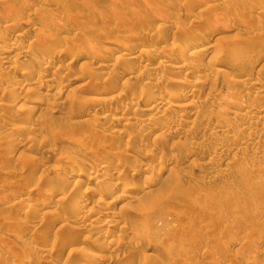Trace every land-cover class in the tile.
<instances>
[{
	"label": "rangeland",
	"instance_id": "1",
	"mask_svg": "<svg viewBox=\"0 0 264 264\" xmlns=\"http://www.w3.org/2000/svg\"><path fill=\"white\" fill-rule=\"evenodd\" d=\"M206 7L208 9H205ZM35 11L39 12L40 16L36 15ZM197 14L201 19L196 17ZM37 16L40 21L42 19L43 24ZM2 19L5 22L8 20L6 26ZM50 19H54V25L48 28L46 25L51 24ZM0 21L5 27L11 22V26L16 25V29L11 27L13 31L11 28L9 31V28L6 29L0 22V29L5 30L0 34L2 38L6 35L4 39H0V50H5L3 46L9 42H14V46L18 48L3 55L0 53V264H264V115L261 116L264 111L260 110H264V98L261 97L263 101L260 102L259 97L264 86V0H0ZM160 24H163L161 28L158 27ZM39 28H42L41 31ZM200 33H203V38ZM37 34H40V37ZM30 37L39 38L42 44L47 42L45 47L36 42L40 44L37 49H45L44 52L36 49L35 42V48H32ZM45 37L49 41L45 40ZM190 37L203 39L201 44L206 43L204 47H209L207 54L196 60L199 65L195 62L193 66L189 65L186 71H179L172 63V67L153 72L152 68L156 66L154 64L162 54L172 53L175 61L186 62L189 52L198 51L200 46L182 54L173 49L177 41L188 45L186 39ZM124 40L133 47L129 54L122 53L118 48L123 45ZM166 45H171L172 52ZM28 46L31 48L29 52ZM239 46H242V49ZM35 49L41 51L42 56H46H43L44 58L54 54L52 56L58 55V61L63 62H58L54 68L43 69L44 80L49 78V72L55 73V76H52L55 81L50 82V90L38 86L29 93L25 89L30 86L27 82L29 78L23 75L22 77L19 73L30 66L43 67L40 60L42 56L38 55ZM111 49H118L119 52H107ZM21 52L22 55L17 54ZM216 54L222 55L221 57L226 55L232 60L240 58L245 63L241 61L240 64L236 63V66L228 62L229 58L224 59L225 61L218 65L221 70L219 72L222 73L217 72L218 75L221 74L217 77L213 75L216 74L213 73L215 70L212 69V72V67H209L211 55ZM94 57H105L109 59V64L98 65L101 63ZM116 58L119 59L118 63ZM145 61L147 65H144ZM255 74L260 80H257L260 86L258 82V86L254 85L252 79ZM132 75H136L134 79L130 78ZM114 76L117 78L115 77L112 85L109 79ZM122 78L125 79L124 83L130 81L131 84L123 85ZM245 78L248 79L247 83ZM187 82L191 86L187 84L186 88V85V96L176 99L180 105L185 104V109L166 110L167 107L162 105L157 113L158 117H151V122L147 124L143 121L147 118V101L150 106L156 95V98L160 97L168 90L179 88L182 83ZM170 85L176 87L171 88ZM110 88L114 91H110ZM105 92H113L112 98L106 97L108 93ZM52 94L58 97L53 95V99ZM12 95H18V98H12ZM233 96L241 98L239 101L243 100V97L250 98L254 106L247 98L240 101V105L237 104L240 108L236 104L237 108L235 105L230 106L228 100L234 99ZM223 98L227 99L226 102ZM137 99L141 100L139 110L135 106ZM37 101L40 105L36 112H24L27 105H34ZM142 106L143 108H140ZM248 106L254 109L251 113ZM131 107L137 110L136 113ZM104 109L107 112L106 117L109 118H105V122L100 118L105 116L101 114ZM18 116L24 119L21 120ZM28 126H36L37 131H27L25 127ZM117 129L118 135L112 133L115 130L117 132ZM140 133L145 135L141 140H135V135ZM46 138H50L54 144ZM159 145L161 149L157 148ZM243 146L250 148L245 147V150ZM197 152L202 154V159L197 157L199 153L195 155ZM140 153L147 155L139 157ZM104 162H110V165L118 167L117 169L124 168L120 169L123 172L121 176L108 175L107 179L99 177L98 180L97 177L93 180L91 173L87 172L85 174L88 175L82 174L76 180L79 185L76 183L74 186L71 178L75 170L79 167L87 168L90 163L99 170V166ZM206 162L208 164H205ZM157 166H162L166 172H162L161 176L156 174ZM61 174L64 180L60 179ZM151 179L155 182L158 179L159 184ZM95 182L115 185V189L122 186L124 192L134 195L132 200L121 197L115 202H106L108 207H116L115 216L118 223H113L108 228V235L105 233L107 238L104 237L100 244L102 246L91 240V237L104 235L103 220L97 219L94 212L108 207H105V203L99 205L94 202L98 195L89 200V204L79 212L80 214L72 207L69 210L72 199L78 198L81 193H88L90 187L97 186ZM149 183L155 192L150 197L143 198L144 190L138 192L136 188L140 187L141 190L142 186L147 187ZM131 186L136 188L131 189ZM112 195L115 197V191ZM48 196L53 198H49L52 201L48 200ZM61 197L64 200H59ZM57 202H61L59 209L56 208ZM86 208L88 212L85 211ZM84 216V228L79 226L82 232L71 239L69 237L67 242L71 241L67 245H58V239H61L63 234L69 235L64 233L68 225H72L73 221L74 225H79V218ZM122 224L133 228L127 233L120 229ZM134 228L141 229L133 231ZM132 232H136L134 235L137 239H133ZM137 234L141 241L149 243L147 245L150 251H141L139 246L136 247L138 244L135 241L139 240ZM105 240L108 242L105 243ZM81 248L86 251L80 252Z\"/></svg>",
	"mask_w": 264,
	"mask_h": 264
},
{
	"label": "bare ground",
	"instance_id": "2",
	"mask_svg": "<svg viewBox=\"0 0 264 264\" xmlns=\"http://www.w3.org/2000/svg\"><path fill=\"white\" fill-rule=\"evenodd\" d=\"M222 1V0H221ZM227 1V0H226ZM242 7V6H241ZM205 9H208V7H206ZM201 11H202V9H200ZM203 10H204V8H203ZM36 11H38V10H36ZM36 11H35V13H36ZM34 13V12H33ZM35 13H34V15H35ZM39 13V12H38ZM38 13H36V15H39L40 16V14H38ZM204 13H205V11H204ZM200 14V13H199ZM258 14H259V12H258ZM32 15V14H31ZM33 15V16H34ZM178 15V14H177ZM198 15V14H197ZM202 16H203V14H201ZM241 16V15H240ZM32 17V16H31ZM36 17V16H35ZM38 17V16H37ZM195 17V16H194ZM193 17V18H194ZM196 17H199V15L198 16H196ZM204 17V16H203ZM39 18V17H38ZM177 18V17H176ZM239 18V17H238ZM35 19H37V18H35ZM199 19H201L200 17H199ZM204 19H206V18H204ZM215 19V17L213 18V20ZM3 20V19H2ZM52 20V21H51ZM173 20V19H172ZM192 20H194V19H192ZM196 20V19H195ZM213 20H211L212 22H213ZM4 21V20H3ZM29 21H31V20H29ZM39 21H40V18H39ZM41 21H42V19H41ZM40 21V23L41 24H43V22H41ZM45 21V20H44ZM50 21H51V24H47L46 25V27H51L52 26V24L54 25V23H52L53 21H54V19H50ZM56 21H58L57 20V18H56ZM55 21V23H56V25H57V22ZM175 21V20H174ZM198 21V20H197ZM200 21V20H199ZM210 21V22H211ZM1 22V21H0ZM8 22V20H6V22L4 21L3 23L5 24V26H6V23ZM46 22V21H45ZM48 22V21H47ZM46 22V23H47ZM59 22V21H58ZM182 22V21H181ZM192 22H194V21H192ZM196 22V21H195ZM14 23V22H13ZM50 23V22H49ZM185 23V22H184ZM183 23V24H184ZM200 23H202V22H200ZM204 23V22H203ZM202 23V24H203ZM216 23V22H215ZM1 24H2V22H1ZM1 24H0V26H1ZM9 24V23H8ZM7 24V25H8ZM10 24H12V22L10 23ZM9 24V25H10ZM40 24V26H42ZM172 24V23H171ZM175 24V23H174ZM181 24V23H180ZM186 24V23H185ZM190 24V23H189ZM195 23H193V25H194ZM207 24V23H206ZM3 25V24H2ZM8 25V27H5L4 25V27L6 28V29H8L9 28V31H11L12 30V28L11 27H13V28H15V26L16 25H14V26H9ZM24 25H27V24H24ZM45 25V24H44ZM43 25V26H44ZM176 25V24H175ZM193 25H191V27L193 26ZM160 26H163V24L161 25H158V27L159 28H161ZM164 26H166L165 24H164ZM183 25H181V27H182ZM189 26V25H188ZM187 26V27H188ZM197 26V25H196ZM202 26V25H201ZM45 27V28H46ZM169 27V26H168ZM180 27V26H179ZM10 28H11V30H10ZM47 28V29H48ZM198 28V27H197ZM205 28V27H204ZM4 29V28H3ZM16 29V28H15ZM40 29V31H41V29L42 28H39ZM183 29H186V28H183ZM43 30H44V28H43ZM192 30V29H191ZM196 30V29H195ZM5 31V30H4ZM4 31H2V29H0V32H1V34H3L2 32H4ZM13 31V30H12ZM15 31V30H14ZM36 31V30H35ZM47 31V30H46ZM45 31V32H46ZM49 31H50V29H49ZM204 31V30H203ZM7 32H8V30H7ZM183 32V31H182ZM214 32V31H213ZM27 33V32H26ZM40 33V32H39ZM43 33V32H42ZM46 33H48V31L46 32ZM52 33V32H51ZM187 33V32H186ZM1 34H0V39L2 38V36H1ZM5 34H6V32H5ZM4 34V35H5ZM44 34V33H43ZM199 34V33H198ZM201 34V33H200ZM206 34V33H205ZM38 35V34H37ZM40 35V34H39ZM38 35V36H39ZM48 35V34H47ZM46 35V36H47ZM131 35V34H130ZM185 35V34H184ZM203 35V33L201 34V36ZM252 35V34H251ZM251 35H248V36H251ZM128 36V35H127ZM140 36V35H139ZM192 36V35H191ZM208 36V35H207ZM4 37H6V35L4 36ZM4 37L2 38V39H4ZM40 37V36H39ZM43 37V36H42ZM133 37V36H132ZM140 37H142V36H140ZM182 37V36H181ZM204 36H202V38H203ZM252 37V36H251ZM31 39V45H33V43L35 42H37V43H39L40 41H39V38H37V37H30ZM143 38V37H142ZM250 38V37H249ZM248 38V39H249ZM127 39V38H126ZM185 39V38H184ZM45 40H48V39H46V37H45ZM44 40V41H45ZM142 40V39H141ZM186 40H188V42H187V44L188 45H186L185 43H179L178 41H177V44L175 45V47L173 46V49H175L176 50V53H184V52H186V51H188V50H190V49H192L193 48V50H194V47H196L197 49L199 48L198 46H200V49L198 50V51H191V52H189L188 53V55H189V57H188V59L187 58H185V60H186V62H178L177 60V62L174 60V58H172L173 56H172V53H170V54H166V55H161V56H159V57H161V58H157V63H155L154 64V68H152L153 69V72L154 73H156V72H159V70H161V69H164V68H167V67H169V66H171L172 67V63H174L173 65H175V68L176 69H178L179 71L181 70V71H186L188 68H189V65H192L193 63H195L196 62V64L197 65H199V63H197V61L196 60H199V59H201V58H203V56H205L206 54H207V52L209 51L208 50V48L209 47H207V48H205L206 46H205V44H201L202 43V40H201V38H192V37H190L189 39H186ZM185 40V41H186ZM207 40V39H206ZM3 41V40H2ZM42 42H43V40H41ZM49 41V40H48ZM121 41V40H120ZM174 41V40H173ZM201 41V42H200ZM64 42V41H63ZM73 41L71 40L70 41V43H72ZM18 43V42H17ZM36 43V44H37ZM41 43V42H40ZM47 43V42H46ZM45 42H43V46L42 47H45V45L44 44H46ZM69 43V44H70ZM124 43H126L125 42V40H124ZM123 43V45H119L118 46V48H120V50H121V52L122 53H125V54H129V50H131V47L132 46H130L129 44H124ZM3 44H5V42L3 43ZM50 44V43H49ZM173 43H171V45H172ZM208 44V43H207ZM16 45V44H15ZM38 45L40 46V44H37V46H36V49H37V47H38ZM65 45V44H64ZM112 45H113V43H112ZM115 45V44H114ZM118 45V44H117ZM170 45V46H171ZM29 46H30V44H29ZM29 46L27 47L28 49V52H29V50L31 49H29ZM34 46V47H33ZM32 46V48L34 49L35 48V45H33ZM167 47H168V45H166ZM170 46L168 47V48H170ZM205 46V47H204ZM2 47V46H1ZM4 48H5V50L3 51L2 49L0 50V51H2V52H0L1 53V55H3V54H5V53H8L7 51H10V50H13V51H15L16 49H18V48H16L17 46H14V42L13 43H10L9 42V44L8 45H4L3 46ZM41 47V48H42ZM76 47V46H75ZM162 47V46H161ZM242 46H239V48H241ZM133 48V47H132ZM163 48V47H162ZM165 48V47H164ZM34 50L35 52L37 51V50H41V49H37V50ZM167 49V48H166ZM165 49V50H166ZM171 49L172 48H170L169 50L171 51ZM242 49V48H241ZM241 49H239L240 51H241ZM45 50V49H44ZM44 50H41V51H43L44 52ZM70 50V49H69ZM133 50H135V49H133ZM168 50V51H169ZM41 51H37L36 53L38 54V55H41L42 56V52ZM111 51H113V52H115V51H118L119 52V50L118 49H111V50H108L107 52H111ZM169 51V52H170ZM25 52H27V51H25ZM27 52V53H28ZM41 52V53H40ZM120 52V53H121ZM172 52V51H171ZM27 53L26 54H24V57H25V55H27ZM32 53V52H31ZM121 53V54H122ZM131 53V52H130ZM17 54H19V55H22V52L21 53H17ZM35 54V53H34ZM109 54V53H108ZM121 54H120V56H121ZM125 54H123V55H125ZM136 54V53H135ZM139 54V53H138ZM220 54V53H219ZM219 54H216V55H218V56H216V55H211V57H210V59H209V67L211 66L212 68H211V71L213 72L214 70V72L213 73H215L216 72V74H213V75H217V77L218 76H220V75H218L217 74V72L218 73H222V72H219V71H221V70H219V68H218V65L222 62H224L225 60L224 59H228L229 58V61L228 62H232V64L234 63L235 65H236V63L237 64H240V62L241 61H243V60H241L240 58H236V59H234V60H232V58L230 59V57H226V55H225V57L223 58V57H221V56H219ZM16 55V54H15ZM36 55V54H35ZM52 55H54V54H52ZM52 55H50V57L48 56L47 58H44L43 56H45V55H43L42 56V58L40 59L41 60V64L43 65V67H41V68H37L38 66H36V68H33V66H30V67H27V70H22L21 71V73H19V74H21L20 76H25L26 78L28 77L29 78V80L27 81L28 82V84L30 85V86H27L25 89L27 90V92H29V91H32V90H35L34 88L35 87H38V86H43L45 89H47V90H50L51 88V84L52 83H50V82H52V80L53 81H55V79H53V77L52 76H55L54 74V71H52V72H49L50 74L48 75L49 76V78L47 79V80H44L45 79V77H44V79L42 78V75H43V69L44 68H46L47 69V67L48 68H54V67H56L57 66V63L60 61L59 60V58H58V55H55L56 57H54V56H52ZM111 55H114V53H111ZM30 56V55H29ZM117 56H119V55H117ZM120 56L118 57L119 59H120ZM138 56V55H137ZM137 56H136V58H137ZM187 56V55H186ZM227 56H229V55H227ZM234 56H236V55H234ZM242 56V55H241ZM18 57V56H17ZM23 57V56H22ZM28 57V56H27ZM32 57V56H31ZM36 57H38V56H36ZM46 57V56H45ZM96 57V56H95ZM94 57V59L96 60L97 58V61L98 62H100L101 64H98V65H102V63H104V65L107 63V61L109 60H107L105 57H97V58H95ZM114 57V56H113ZM122 57V56H121ZM126 57V56H125ZM127 57H129V56H127ZM131 57H133V55H131ZM139 57V56H138ZM152 57V56H151ZM243 57V56H242ZM241 57V58H242ZM2 58H4V56L2 57ZM6 58V57H5ZM16 58V57H15ZM34 58H35V56H34ZM118 58H116V60L118 59ZM140 58V57H139ZM150 58V57H149ZM154 58V57H153ZM31 59V58H30ZM33 59V58H32ZM37 59V58H36ZM119 59L116 61L117 63L119 62ZM123 59H124V56H123ZM132 60H135L134 58H131ZM142 59V58H141ZM140 59V60H141ZM151 60H152V58H150ZM149 59V60H150ZM223 59V61H221ZM243 59V58H242ZM13 60H14V58H13ZM59 60V61H58ZM121 61H122V59H120ZM128 60V59H127ZM140 60H137V61H139V62H142V61H140ZM143 60V59H142ZM183 60H184V58H183ZM231 60V61H230ZM244 60H246V59H244ZM18 61V60H17ZM125 61V60H124ZM129 61V60H128ZM136 61V60H135ZM147 61V60H146ZM146 61H145V63H144V65H147V63H146ZM175 61V62H174ZM181 61V60H180ZM10 62V61H9ZM61 62H63V61H61ZM61 62H59V63H61ZM129 62H131V60L129 61ZM139 62H136V63H139ZM202 62V61H201ZM244 62V61H243ZM7 63H8V61H7ZM113 63V62H112ZM111 63V64H112ZM128 63V62H127ZM151 63V62H150ZM208 63V62H207ZM245 63V62H244ZM243 63V64H244ZM6 64V63H5ZM10 64V63H9ZM40 64V65H41ZM107 64H109V63H107ZM202 64V63H201ZM229 64V63H228ZM246 64H248V63H246ZM11 65V64H10ZM14 65V64H13ZM61 65H63V63L61 64ZM121 65V64H120ZM128 65V64H127ZM127 65H125V66H127ZM204 65V64H203ZM227 65V64H226ZM0 66H2V65H0ZM29 66V65H28ZM66 66V65H65ZM150 66V65H149ZM152 66V65H151ZM193 66V65H192ZM195 66V65H194ZM231 66V65H230ZM237 66V65H236ZM236 66H235V68H236ZM101 67V66H100ZM142 67V66H141ZM199 67V66H198ZM197 67V68H198ZM208 67V68H209ZM247 67V66H246ZM249 67V66H248ZM63 69H64V67H62ZM113 68V67H112ZM121 68V67H120ZM146 68L147 69H149V67H147L146 66ZM192 68V67H191ZM231 68V67H230ZM14 69V68H13ZM58 69V68H57ZM93 69V68H92ZM115 69V68H114ZM142 69V68H141ZM147 69H144L143 68V70H147ZM207 69V68H206ZM210 69V68H209ZM212 69H214V70H212ZM246 69H248V68H246ZM245 69V70H246ZM252 69V68H251ZM169 70V69H168ZM178 70H176V71H178ZM56 71V70H55ZM86 71V70H85ZM149 71H151V69L149 70ZM166 71V70H165ZM210 71V70H209ZM210 71V72H211ZM244 71V70H243ZM87 72V71H86ZM93 72V71H92ZM91 72V73H92ZM120 72V71H119ZM146 73L148 72V70L147 71H145ZM229 72V71H228ZM240 72H242V71H240ZM247 72V71H246ZM118 73V72H117ZM173 73V72H172ZM209 73V72H208ZM239 73V72H238ZM243 73V72H242ZM257 74H258V72H256ZM86 74V73H85ZM123 74H124V72H123ZM132 74V73H131ZM134 74V73H133ZM141 74V73H140ZM151 74V73H150ZM160 74V73H159ZM188 74V73H187ZM194 74V73H193ZM197 74V73H196ZM207 74V73H206ZM205 74V75H206ZM8 75V74H7ZM61 75V74H60ZM89 75V74H88ZM114 75V74H113ZM118 75V74H117ZM116 75V76H117ZM122 75V74H121ZM145 75V74H144ZM170 75H172V74H170ZM240 75H242V74H240ZM253 75V74H252ZM251 75V76H252ZM22 76V77H23ZM90 76V75H89ZM116 76H114L113 78H110L109 79V82L113 85V80H115V77ZM136 76V75H135ZM134 76V77H135ZM141 76V75H140ZM139 76V77H140ZM146 76V75H145ZM150 76V75H149ZM210 76V75H209ZM225 75H222V77H224ZM8 77V76H7ZM24 77V78H25ZM47 77V76H46ZM105 77V76H104ZM112 77V76H111ZM127 77V76H126ZM134 77H133V75L130 77L131 79H134ZM147 77V76H146ZM195 77V76H194ZM200 77V76H199ZM203 77V76H202ZM229 77H231V76H229ZM9 78V77H8ZM55 78V77H54ZM92 78V77H91ZM117 78V77H116ZM152 77H150L149 79H151ZM193 78V77H192ZM221 78V77H220ZM248 78V77H247ZM90 79V78H89ZM119 79V78H118ZM117 79V80H118ZM123 79V78H122ZM129 79V78H128ZM127 78H126V80H128ZM137 79V78H136ZM153 79H155V78H153ZM172 79V78H171ZM216 79V78H215ZM246 79V78H245ZM244 79V80H245ZM98 80V79H97ZM103 80V79H102ZM116 80V81H117ZM124 81H123V85L125 84V85H127V84H129L130 83V81L128 82L127 81V84L126 83H124L125 82V79H123ZM152 80V79H151ZM217 80V79H216ZM247 80L248 79H246L245 81H246V83H247ZM252 80H254L253 82H254V85H257L258 86V83H259V86H260V82H258V81H260L259 80V78L257 79V77H256V74H255V77H254V79H252ZM251 80V81H252ZM258 80V81H257ZM5 81V80H4ZM9 81V80H8ZM16 81V80H15ZM95 81V80H94ZM138 81V80H137ZM179 81V80H178ZM177 81V82H178ZM226 81V80H225ZM235 81H239V80H235ZM241 81H242V79H241ZM17 82V81H16ZM21 82V81H20ZM107 82V81H106ZM139 82V81H138ZM141 82V81H140ZM170 82H172V81H170ZM176 82V81H175ZM184 82V81H183ZM201 82H203V81H201ZM227 82V81H226ZM240 82V81H239ZM258 82V83H257ZM58 83V82H57ZM110 83H109V85H110ZM122 83V82H121ZM159 83V82H158ZM198 83V82H197ZM228 83H229V81H228ZM231 83H234V82H231ZM238 83V82H237ZM241 83V82H240ZM5 84H7V83H5ZM88 84V83H87ZM131 84V83H130ZM146 84V83H145ZM150 84V83H149ZM153 84V83H152ZM178 84V83H177ZM188 82L187 83H182L181 84V86L178 88H174L173 90H168L164 95H162V96H160V97H157L156 98V96L154 97V99H153V104L152 105H150V106H148L147 104H148V101H147V104L145 105V106H147L146 108H145V111L147 112V116H146V114H145V116L147 117H145L146 118V120H143V121H145L146 122V124L150 121L151 122V117H155V115H156V117H158L157 116V113L158 112H160V110H161V107H162V105H165L166 107H167V109L166 110H174V108H181V109H185V106H183V105H185V104H179L178 102H179V100H176V99H183L185 96H186V88H188V85H189V87L191 86L190 84H188ZM230 84V83H229ZM251 83H249V85H250ZM3 85H4V83H3ZM8 85V84H7ZM111 85V86H112ZM117 85V84H116ZM116 85H114V87L116 86ZM158 85V84H157ZM180 85V84H179ZM186 85H187V87H186ZM232 85V84H231ZM245 85L246 84H244L243 85V87L245 88ZM252 85V84H251ZM169 86V85H168ZM171 86V88H172V86H175L176 87V85H170ZM195 85H193V87H194ZM198 86V85H197ZM256 86V87H257ZM7 87V86H6ZM106 87V86H105ZM186 87V88H185ZM213 87V86H212ZM211 87V88H212ZM219 87H221L220 85H219ZM248 87V86H247ZM253 87V86H252ZM255 87V88H256ZM108 88V87H107ZM117 88V87H116ZM123 88H125V87H123ZM105 89V88H104ZM214 89V88H213ZM257 89V88H256ZM261 89V88H260ZM105 90H107V89H105ZM104 90V91H105ZM113 90V88H110V91H112ZM118 90V89H117ZM166 90V89H165ZM188 90V89H187ZM215 90V89H214ZM214 90H212L213 92H214ZM246 90V89H245ZM244 90V91H245ZM114 91V90H113ZM144 91H146V90H144ZM192 91V90H191ZM211 91V92H212ZM216 91V90H215ZM220 91V90H219ZM25 92V91H24ZM33 92V91H32ZM48 92V91H47ZM209 92V91H208ZM210 92V93H211ZM259 92V91H258ZM257 92V93H258ZM29 93H31V92H29ZM28 93V94H29ZM51 93V92H50ZM106 94H104V95H106V97H111L112 98V93L113 92H105ZM146 93V92H145ZM147 93H148V91H147ZM209 93V94H210ZM226 93V92H225ZM33 94V93H32ZM31 94V95H32ZM48 94V93H47ZM46 94V95H47ZM155 94V93H154ZM217 94V93H216ZM215 94V95H216ZM245 95L247 94V92L245 91V93H244ZM248 94H250V93H248ZM260 94H262L261 96H259L260 97V100H261V97H263L264 98V86H263V88H262V90H261V92H260ZM259 94V95H260ZM44 95H45V92H44ZM50 95V94H49ZM49 95H47V96H49ZM54 94H52L51 96H53ZM143 95V94H142ZM151 95V94H150ZM214 95V94H213ZM227 95V94H226ZM254 95V94H253ZM13 96V95H12ZM18 96V95H17ZM16 96V97H17ZM43 96V95H42ZM50 96V97H51ZM54 96H57V95H54ZM53 96V99L55 98ZM115 96V95H114ZM117 96H119V95H117ZM146 95H144V97H145ZM209 96V95H208ZM224 96V95H223ZM238 96V95H237ZM236 96V97H237ZM240 96L242 97V94H240ZM244 96V95H243ZM8 97V96H7ZM9 97H11V96H9ZM15 97V95L12 97V98H16ZM39 97H40V95H39ZM58 97V96H57ZM56 97V98H57ZM226 97V96H225ZM228 97V96H227ZM234 97V96H233ZM236 97H234V99H230V100H228V103H230L231 105L230 106H232V105H237L240 101H244L245 100V98H247V97H243L244 99L243 100H240L239 101V99H241V98H236ZM255 97V96H254ZM256 97H257V95H256ZM18 98V97H17ZM52 98V97H51ZM117 98V97H116ZM139 98H141V97H139ZM236 98V99H235ZM252 98V97H251ZM32 99H36V98H32ZM58 99V98H57ZM60 99V98H59ZM108 99H110V98H108ZM152 99H151V101H152ZM209 99H210V96H209ZM212 99V98H211ZM210 99V100H211ZM224 99V98H223ZM229 99V98H228ZM247 99H250V98H247ZM36 100H39V99H36ZM106 100V99H105ZM111 100V99H110ZM114 100H116V99H114ZM225 100V99H224ZM223 100V101H224ZM227 100V99H226ZM226 100H225V102H226ZM254 100V99H253ZM258 100V99H257ZM13 101H14V99H13ZM12 101V102H13ZM29 101H31V100H29ZM113 101V100H112ZM141 100L140 99H137L136 101H135V106L138 108V110H139V102H140ZM192 101V100H191ZM212 101V100H211ZM230 101V102H229ZM263 101V99L260 101V102H262ZM15 102V101H14ZM32 102V101H31ZM38 103H36V102H34V105H27L26 106V108L24 109V110H26V111H24V112H27V113H31V112H33L34 110V112H36V109L38 108V106L40 105L39 104V101H37ZM250 102H251V99H250ZM41 103V102H40ZM56 103V102H55ZM183 103V102H182ZM252 103V105L254 106V104H253V101L251 102ZM255 103V102H254ZM259 103V102H258ZM47 104V103H46ZM49 104V103H48ZM47 104V105H48ZM51 104V103H50ZM49 104V105H50ZM57 104V103H56ZM60 104V103H59ZM63 104V103H62ZM142 104V103H141ZM140 104V105H141ZM191 104V103H190ZM261 104V103H260ZM259 104V105H260ZM264 104V103H263ZM262 104V105H263ZM45 105V104H44ZM52 105H53V103H52ZM61 105V104H60ZM85 105V104H84ZM235 105V106H236ZM238 105H240V104H238ZM237 105V106H238ZM246 105H247V103H246ZM54 106V105H53ZM52 106V107H53ZM59 106V105H58ZM229 106V105H228ZM227 106V107H228ZM234 106V107H235ZM237 106H236V108H237ZM243 106V105H242ZM241 106V107H242ZM256 106V105H255ZM48 107V106H47ZM51 107V106H50ZM134 107V106H133ZM186 107H188L187 105H186ZM193 107V106H192ZM239 108H240V106H238ZM245 107V106H244ZM257 107V106H256ZM259 107V106H258ZM263 107V106H262ZM84 109H85V107H83ZM110 108V107H109ZM132 108V107H131ZM140 108H143V106L142 107H140ZM246 108H247V106H246ZM248 110H250V113L254 110L253 109V107H252V109H251V107H249L248 106ZM83 109V110H84ZM108 109V108H107ZM133 109V108H132ZM264 109V108H263ZM58 110V109H57ZM117 110V109H116ZM125 110V109H124ZM127 110V109H126ZM134 110V112L136 113V109H133ZM136 110V111H135ZM179 110V109H178ZM248 110H247V112H248ZM252 110V111H251ZM261 111H264V110H262V109H260ZM102 110H100V112H101ZM109 111V110H108ZM21 112H23V111H21ZM57 112V111H56ZM82 112H84V111H82ZM106 110L104 109V112H102L101 114L103 115H105L106 113ZM141 112V111H140ZM194 112V111H193ZM260 112V111H259ZM89 113V112H88ZM133 113V112H132ZM132 113H130V114H132ZM137 113H139V112H137ZM142 113V112H141ZM189 113H191V112H189ZM195 113V112H194ZM223 113V112H222ZM161 114V113H160ZM181 114V113H180ZM210 114V113H209ZM12 115V114H11ZM23 115H24V113H23ZM68 115V114H67ZM134 115V114H133ZM138 115H140V114H138ZM142 115H143V113H142ZM189 115V114H188ZM193 115H195V114H193ZM242 115V114H241ZM240 115V116H241ZM245 115H247V114H245ZM260 115H261V113H260ZM264 115V113L261 115V116H263ZM22 116V115H21ZM26 116V115H25ZM94 116V115H93ZM127 116V115H126ZM132 116V115H131ZM239 116V115H238ZM20 116H18V118H19ZM28 117H29V115H28ZM27 117V118H28ZM31 117V116H30ZM91 117V116H90ZM96 116H94V118H95ZM120 117H122V116H120ZM124 117V116H123ZM130 117V116H129ZM128 117V118H129ZM144 117V116H143ZM160 117V116H159ZM161 117H162V115H161ZM188 117V116H187ZM193 117H195V116H193ZM249 117V116H248ZM248 117H246V118H248ZM21 118V117H20ZM52 118V117H51ZM100 118H102L101 119V121L103 120V122H105V120L106 119H109V118H107L106 117V115L105 116H102V117H100ZM104 118V119H103ZM106 118V119H105ZM127 118V119H128ZM144 118V119H145ZM239 118V117H238ZM241 118V117H240ZM245 118V117H244ZM22 119H24V118H21V120ZM28 119H30V118H28ZM96 119V118H95ZM111 120L113 119V118H110ZM120 119H122V118H120ZM126 119V118H125ZM132 119V118H131ZM142 119V118H141ZM178 119V118H177ZM191 119H193V118H191ZM36 120V119H35ZM89 120H90V118H89ZM97 120H100V119H97ZM119 120V119H118ZM129 121H130V118L128 119ZM133 120V119H132ZM131 120V121H132ZM244 120H247V119H244ZM26 121V120H25ZM107 121H109V120H107ZM119 121H121V120H119ZM125 121V120H124ZM138 121H140V120H138ZM142 121V122H143ZM180 121V120H179ZM192 121H194V120H192ZM217 121V120H216ZM241 121V120H240ZM92 122V121H91ZM98 122V121H97ZM122 122V121H121ZM126 122V121H125ZM124 122V123H125ZM159 122V121H158ZM167 122V121H166ZM174 122V121H173ZM17 123V122H16ZM93 123H96V121H93ZM127 123H128V121H127ZM141 123V122H140ZM176 123V122H175ZM185 123V122H184ZM217 123V122H216ZM24 124V123H23ZM26 124V123H25ZM30 124V123H29ZM39 124V123H38ZM123 124V123H122ZM126 124V123H125ZM124 124V125H125ZM132 124V123H131ZM214 124V123H213ZM96 125V124H95ZM127 125V124H126ZM144 125V124H143ZM163 125V124H162ZM171 125V124H170ZM217 126H218V124H216ZM216 125H215V128H216ZM221 125V124H220ZM219 125V126H220ZM22 126V125H21ZM27 126V125H26ZM119 126H120V124H119ZM118 126V127H119ZM147 126V125H146ZM152 126V125H151ZM177 126V125H176ZM222 126H223V124H222ZM221 126V127H222ZM230 126V125H229ZM24 127V126H23ZM63 127V126H62ZM67 127H69V126H67ZM122 127V126H121ZM144 127V126H143ZM220 127V128H221ZM225 127H227V126H225ZM224 127V128H225ZM246 127V126H245ZM20 129H23V128H21V127H19ZM35 128H36V126H35ZM35 128H32V127H30V126H28V127H25V129L27 130V131H31L32 133H33V131H34V129ZM95 128V127H94ZM149 128V127H148ZM159 128V127H158ZM168 128V127H167ZM219 128V127H218ZM43 129V128H42ZM68 129V128H67ZM66 129V130H67ZM119 129V128H118ZM118 129H117V132H116V130L115 131H113L112 133H116L117 135L119 134L118 132ZM179 129V128H178ZM213 129V128H212ZM262 129V128H261ZM26 130H22V131H26ZM141 130V129H140ZM148 130V129H147ZM163 130V129H162ZM223 130V129H222ZM226 130V129H225ZM225 130H224V132H225ZM27 131H26V133H27ZM37 131V129H35V131L34 132H36ZM68 131V130H67ZM145 131V130H144ZM151 131V130H150ZM173 131H175L174 129H173ZM177 131V130H176ZM227 131V130H226ZM141 132H143V131H141ZM219 132H221V131H219ZM223 132V131H222ZM260 131L258 130V135H260V133H259ZM60 133V132H59ZM126 133V132H125ZM124 133V134H125ZM144 133H146V132H144ZM192 133V132H191ZM257 133H254V134H257ZM63 134V133H62ZM61 134V135H62ZM111 134V133H110ZM147 134V133H146ZM168 134V133H167ZM121 135V134H120ZM119 135V136H120ZM143 135H145V134H142V133H140V134H138V135H135L133 138L136 140V139H140ZM161 135H162V133H161ZM181 135V134H180ZM46 136V135H45ZM127 136V135H126ZM129 136V135H128ZM167 136V135H166ZM46 137H48V136H46ZM50 138H51V136H49ZM147 137V136H146ZM145 137V138H146ZM254 137H255V135H254ZM260 137V136H259ZM50 138H48V139H50ZM55 138V137H54ZM133 138H132V140H133ZM150 138V137H149ZM173 138V137H172ZM236 138V137H235ZM47 139V138H46ZM47 139V140H48ZM142 139H144V138H142ZM147 139V138H146ZM156 139V138H155ZM163 139V138H162ZM175 139V138H174ZM250 139V138H249ZM54 140V139H53ZM141 140V139H140ZM158 140V139H157ZM50 142H52V140L50 139L49 140ZM163 141V140H162ZM164 141H165V138H164ZM164 141H163V143H164ZM183 141V140H182ZM47 142V141H46ZM54 142V141H53ZM52 142V143H53ZM158 142V141H157ZM110 143V142H109ZM247 142H245V144H246ZM51 144V143H50ZM54 144V143H53ZM53 144H51V145H53ZM132 144V143H131ZM166 144V143H165ZM244 144V143H243ZM163 145V144H162ZM247 145V144H246ZM251 145V144H250ZM133 146V145H132ZM160 146L161 145H159V147H157V148H160ZM166 146V145H165ZM174 146V145H173ZM252 146V145H251ZM156 147V146H155ZM246 148H248L247 146H245ZM244 146H243V148H245ZM156 148V149H157ZM163 148H164V146H163ZM203 148H204V146H203ZM246 148H245V150H246ZM250 148V147H249ZM141 148H139V150H140ZM161 149V148H160ZM242 149V148H241ZM122 150V149H121ZM143 150V149H142ZM155 150V149H154ZM159 150V149H158ZM163 150V149H162ZM165 150V149H164ZM244 150V149H243ZM147 151V150H146ZM160 151V150H159ZM254 151V150H253ZM161 152H163V151H161ZM200 152V151H199ZM199 152H197V153H195V155H197ZM121 153V152H120ZM126 153V152H125ZM125 153L123 154V155H125ZM143 153V152H142ZM257 153V152H256ZM122 154H121V156H122ZM150 154H152V152L150 153ZM166 154V153H165ZM201 153H199L198 155H197V157H201V159H202V154L200 155ZM147 155V154H146ZM146 155H145V153H144V155H142L141 153L138 155L139 157H146ZM153 155V154H152ZM174 155V154H173ZM194 155V156H195ZM205 155V154H204ZM95 156V155H94ZM126 156V155H125ZM155 156V155H154ZM170 156V155H169ZM172 156V155H171ZM240 156V155H239ZM91 157H93L92 155H91ZM96 157V156H95ZM94 157V158H95ZM126 157H128V156H126ZM215 157V156H214ZM138 158V157H137ZM170 158V157H169ZM205 158V157H204ZM204 158H203V160H204ZM236 158V157H235ZM135 160H136V158H134ZM200 159V160H201ZM91 160H93L92 158H91ZM95 160V159H94ZM220 160V159H219ZM219 160H217V161H219ZM97 162H98V160H96ZM96 162V163H97ZM136 162V161H135ZM137 162H139V161H137ZM158 162H161V161H158ZM213 162V161H212ZM133 163V162H132ZM162 163V162H161ZM166 163V162H165ZM168 163H170V161L168 162ZM89 164V163H88ZM98 164H99V162H98ZM111 163L109 162V163H107V162H104V163H102L101 164V166H99V170H96V169H98V167H96V166H94V164H92V163H90L89 164V166L87 167V168H83V167H79L77 170H75L76 172H73L72 173V181L75 183V185L74 186H76V183H77V185H79V183L78 182H76V180L83 174H85V173H91V175L93 176V180L94 179H96L97 177H98V180H99V177H106V179L108 178L107 176L108 175H115V176H117V177H119V176H121V174L123 173L120 169H124V168H119V169H117L118 167H115L114 165H110ZM151 164V163H150ZM154 164V163H153ZM158 164V163H157ZM163 164H164V162H163ZM204 164V163H203ZM205 164H208L207 162L205 163ZM210 164V163H209ZM212 164V163H211ZM58 165V164H57ZM87 165V164H86ZM100 165V164H99ZM78 166H79V164H78ZM77 166V167H78ZM117 166V165H116ZM166 166V165H165ZM55 167H56V165H55ZM55 167H54V169H55ZM58 167V166H57ZM62 167V166H61ZM129 167V166H128ZM158 167V166H157ZM62 168H64V166L62 167ZM61 168V169H62ZM148 167H146V169H147ZM151 168V167H150ZM149 168V169H150ZM65 169V168H64ZM158 170H157V173L156 174H158V175H160L161 176V173L162 172H164V168L161 166H159L158 168H157ZM195 169V168H194ZM57 171H59V170H57ZM63 171V170H62ZM73 171V170H72ZM152 171V170H151ZM55 172V171H54ZM125 172V171H124ZM166 172V171H165ZM164 172V173H165ZM126 173V172H125ZM124 173V174H125ZM135 173V172H134ZM56 174V173H55ZM65 174V173H64ZM169 174H170V172H169ZM86 175H88V174H85V176ZM60 176V175H59ZM90 176V175H89ZM125 176V175H124ZM159 176V177H160ZM58 178V177H57ZM88 178V177H87ZM91 177H89V179H90ZM102 178V179H103ZM121 178V177H120ZM157 178V177H156ZM190 178V177H189ZM60 179H63L62 178V174H61V177H60ZM60 179H57L58 181L60 180ZM154 179V178H153ZM160 179V178H159ZM191 179V178H190ZM56 180V179H55ZM64 180V179H63ZM63 180H60V181H63ZM65 180H67V179H65ZM87 181H88V179H86ZM101 180V179H100ZM121 180V179H120ZM152 180V179H151ZM51 181H53V180H51ZM96 182H97V180H95ZM110 181H112L111 180V178H110ZM118 181V180H117ZM154 180H152V182H153ZM157 182H155V183H158L159 184V182H158V179L156 180ZM64 182H66V181H64ZM71 182V181H70ZM95 182V183H96ZM103 182H105V181H103ZM118 182H120V181H118ZM124 182V181H123ZM149 182V181H148ZM148 182H146V183H148ZM67 183V182H66ZM65 183V184H66ZM102 183V182H101ZM100 182L97 184L96 183V185L97 186H94V187H90L89 188V191H88V193H81L80 194V196L78 195V198H73L74 199V201H73V199H72V204L69 202V204H71V206L70 205H68V206H70V209L69 210H71L72 208L73 209H75L78 213L82 210V209H84V207H86L87 206V204H89L88 202H89V200H91V198L92 197H94L95 195H98V197L96 198V201H94L95 203H97V204H99V205H101V204H106V202L107 203H112V202H115L117 199L119 200V198H121V197H128V198H130V200H132V198H134V195L132 196V195H130L128 192H124L123 191V188L124 187H122L121 186V188H119V189H115L116 188V186L115 185H105V183H103V184H101ZM116 183V182H115ZM125 183V182H124ZM151 183V182H150ZM150 183H149V185H147V187L146 186H142V188L143 189H141V190H139V188L137 187H134V188H136V189H138L137 191L138 192H140V191H142V190H144L142 193V196H143V198H147V197H150L155 191L151 188V186L153 185V183H151L152 185H150ZM49 184H51V183H49ZM137 184V183H136ZM52 186H53V184H51ZM71 185V184H70ZM117 185V184H116ZM132 185H134L135 186V184H132ZM156 185V184H155ZM154 185V186H155ZM55 186V185H54ZM59 186V185H58ZM67 186H69V185H67ZM115 186V187H114ZM125 186V185H124ZM137 186V185H136ZM50 187V186H49ZM133 186H131V189H134V188H132ZM60 188V187H59ZM118 188V187H117ZM156 188V187H155ZM73 189V188H72ZM126 189H129V188H126ZM64 190V189H63ZM115 191V197H114V195H112L113 194V192ZM28 192V191H27ZM32 192V191H31ZM136 192V191H135ZM61 193V192H60ZM72 192H70V194H71ZM80 193V192H79ZM124 193H127V194H124ZM133 193V192H132ZM137 193V192H136ZM30 194V193H29ZM49 194V193H48ZM75 194V193H74ZM138 194V193H137ZM137 194H136V196H137ZM25 195V194H24ZM50 195V194H49ZM69 195V194H68ZM19 196H21V195H19ZM27 196V195H26ZM27 197H30V196H27ZM26 197V199H28ZM76 197V196H75ZM139 197V196H138ZM47 197L45 196V199H46ZM49 198H51V197H49L48 196V200L49 201H52L51 199H53V198H51V199H49ZM58 198V197H57ZM25 199V198H24ZM64 200V198H60L59 200ZM70 199H71V197H70ZM58 200V201H59ZM66 200V199H65ZM93 200V199H92ZM123 200V199H122ZM121 200V201H122ZM55 203H56V197H55ZM54 201H53V203H54ZM62 202H65V201H62ZM48 203V202H47ZM51 203V202H50ZM58 203V202H57ZM61 203V202H60ZM60 203H58V206H56V208H58L59 206H60ZM141 203H142V201H141ZM19 204V203H18ZM96 204V205H97ZM104 204V205H105ZM114 204V203H113ZM144 204V203H143ZM16 205H17V203H16ZM57 205V204H56ZM145 205V204H144ZM147 205H148V203H147ZM55 206V204H53V207ZM107 206V204L105 205V207ZM51 207V206H50ZM72 207V208H71ZM108 207V206H107ZM146 207V206H145ZM60 208V207H59ZM58 208V209H59ZM116 208V207H115ZM114 208V209H115ZM58 209H54L55 211H57ZM113 208H111L110 206L108 207V208H103V209H101V210H97V212H94L95 214H94V216H96V218L97 219H101V220H103V227H104V229H103V233H104V235L103 234H100V235H98V236H96V237H91L92 239V241H95L96 243H97V245L98 246H102V245H100L101 244V242H102V240L104 241V237H105V233L107 234L108 233V228H110L111 227V225H113V223H118V218L115 216V215H117L116 214V209L114 210ZM74 210V211H75ZM75 211V212H76ZM85 211H87L88 212V210H87V208H86V210ZM74 212V213H75ZM76 212V213H77ZM73 213V214H74ZM75 213V214H76ZM77 213V214H78ZM72 214V213H71ZM80 214V213H79ZM84 214V213H83ZM118 214H120V213H118ZM131 214V213H130ZM82 215V214H81ZM88 215H91V214H89L88 213ZM139 215V214H138ZM137 216V215H136ZM87 217V216H86ZM89 217V216H88ZM126 217V216H125ZM84 218H85V216L84 217H81V218H79V225H74V221H73V224L72 225H68V228H64L65 229V232L64 231H61V232H64V233H68L69 235L68 236H64V234L61 236V239H58L59 240V242H58V245L60 244V246H64V245H67L71 240V238H72V236H74V235H76L77 233H79L81 230V227H83V224H84V222H86L85 220H84ZM93 218V217H92ZM126 218H128V217H126ZM131 218H133L132 216H131ZM76 219V218H75ZM74 219V220H75ZM86 219V218H85ZM88 219V218H87ZM136 219V218H135ZM100 220V221H101ZM127 220V219H126ZM131 220V219H130ZM137 220V219H136ZM88 221V220H87ZM129 222V221H128ZM131 222V221H130ZM40 223V222H39ZM42 223V222H41ZM137 223V222H136ZM53 224V223H52ZM76 224V223H75ZM130 224H132V223H130ZM36 225H37V223H36ZM85 225H87V223L85 224ZM84 225V226H85ZM123 225V226H122ZM122 225H120V229H122V230H124V231H127V233H129L131 230H130V228L132 229L133 227H130L129 225V228H127V225L126 226H124L125 224H122ZM133 225V224H132ZM140 225V224H139ZM146 225V224H145ZM145 225H144V227H145ZM38 226H39V224H38ZM41 226V225H40ZM79 226H81V227H79ZM141 226V225H140ZM58 227V226H57ZM84 228V227H83ZM139 228V227H138ZM138 228H136L137 229V231H139L141 228L143 229V225H142V227L140 228V229H138ZM63 229V230H64ZM135 228H134V230L133 231H135L136 230ZM148 228H146V230H147ZM83 230V229H82ZM18 231V230H17ZM123 231V232H124ZM82 232V231H81ZM141 232H142V230H141ZM99 233V232H98ZM60 234V233H59ZM94 234V233H93ZM132 234H133V232H132ZM134 234H136V232L134 233ZM133 234V235H134ZM139 234V233H138ZM138 234H137V237H138ZM10 235V234H9ZM17 235V234H16ZM66 235V234H65ZM108 235V234H107ZM140 235H142V234H140ZM139 235V236H140ZM51 236V235H50ZM64 236V237H63ZM52 237V236H51ZM50 237V238H51ZM63 237V238H62ZM70 237V241L69 242H67V239ZM132 237V236H131ZM50 238H48V239H50ZM55 238V237H54ZM105 238H107V237H105ZM52 239V238H51ZM133 239H137L136 238V235H134V237H133ZM138 241L136 240L135 241V243L136 244H138L136 247H138L139 246V248L141 249V251L143 250V251H145V252H147V251H150L151 249L149 248V246L147 245V244H149L148 242L146 243V242H144V241H141L142 239L141 238H139L138 237ZM141 239V240H140ZM73 240V239H72ZM88 240V239H87ZM108 240H109V238H108ZM55 241V240H54ZM6 242V241H5ZM73 242H74V240H73ZM106 242H108V241H106L105 240V243ZM75 243V242H74ZM92 243V242H91ZM94 243V242H93ZM95 243V244H96ZM4 244H6V243H4ZM52 244H54V243H52ZM56 244V243H55ZM95 244H94V246H95ZM12 245V244H11ZM58 245H55V246H58ZM97 246V247H98ZM59 247V246H58ZM13 248H15V247H13ZM63 248V247H62ZM99 248V247H98ZM8 249V248H7ZM56 249V248H55ZM61 249V248H60ZM82 250H80V252H84L83 250H85L86 251V249L85 248H81ZM60 251H62V250H60ZM9 252V251H8ZM29 252V251H28ZM27 253V252H26ZM54 253H56V252H54ZM54 253L52 254V255H54ZM86 253V252H85ZM60 253H58V255H59ZM84 254V253H83ZM153 254V253H152ZM9 255V254H8ZM2 256V255H1ZM96 256H98L97 258L99 259L100 258V256H99V253H97L96 254ZM147 256V255H146ZM23 257V256H22ZM54 257H56V256H54ZM53 257V258H54ZM130 257V256H129ZM95 258V257H94ZM144 258V257H143ZM16 259V258H15ZM122 259V258H121ZM125 259V258H124ZM127 259H128V257H127ZM161 259V258H160ZM93 260H96L97 261V259H93ZM74 261V260H73ZM131 261V260H130ZM51 262V261H50ZM161 262V261H160ZM10 263V262H9ZM27 263V262H26ZM47 263V262H46ZM94 264V263H93ZM121 264V263H120ZM163 264V263H162Z\"/></svg>",
	"mask_w": 264,
	"mask_h": 264
}]
</instances>
